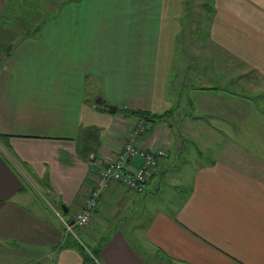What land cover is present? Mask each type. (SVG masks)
Returning a JSON list of instances; mask_svg holds the SVG:
<instances>
[{"label":"crops","instance_id":"obj_1","mask_svg":"<svg viewBox=\"0 0 264 264\" xmlns=\"http://www.w3.org/2000/svg\"><path fill=\"white\" fill-rule=\"evenodd\" d=\"M20 1L0 0V264H83L93 250L97 264H264V144L226 118L205 117L221 121L233 144L224 148L209 127L210 143L195 156L183 155L164 123L139 135V148L168 153L146 192L110 184L90 225L74 227L87 249L66 234L50 205L74 223L134 130L125 111L161 115L177 105L178 113L170 78L186 5L63 0L59 17L22 31L10 15ZM203 6L224 48L253 56L264 73V0Z\"/></svg>","mask_w":264,"mask_h":264},{"label":"rangeland","instance_id":"obj_2","mask_svg":"<svg viewBox=\"0 0 264 264\" xmlns=\"http://www.w3.org/2000/svg\"><path fill=\"white\" fill-rule=\"evenodd\" d=\"M62 1L21 0L19 6L13 9L15 13L11 10L10 15L20 20L16 24L22 31L29 28L39 31L49 19L60 16L58 8ZM206 1L209 0H185L186 8L181 21L184 31L177 41L178 59L170 78V91L179 100V111L175 115L176 105L169 110L172 114L168 119L161 122L169 125L172 132L177 134L176 144L188 149L183 152L186 157L197 155L210 143L209 127L215 131L218 140H223L224 148L228 149V144H233L235 140L231 138L229 142L221 137L225 134L221 121L208 125L206 116L226 118L231 127L249 132L247 136L253 143L264 144V73L257 72L250 63L253 56L246 57L237 50H227L221 35L211 33V10L203 6ZM32 21L35 23L30 24ZM7 24H11V21H7ZM196 30V35L191 34ZM14 31L17 32L16 29ZM262 59L264 56H261ZM201 87L218 89L210 93L198 90ZM191 116H201L204 120L195 122ZM135 120L134 130L127 138L138 129L135 138L137 145L138 136L150 131L157 123L152 124L144 117H135Z\"/></svg>","mask_w":264,"mask_h":264},{"label":"built area","instance_id":"obj_3","mask_svg":"<svg viewBox=\"0 0 264 264\" xmlns=\"http://www.w3.org/2000/svg\"><path fill=\"white\" fill-rule=\"evenodd\" d=\"M136 129L125 141L123 150L107 165L97 173L95 184L89 189L87 194L83 197L84 206L82 209L74 214V223L67 218L64 213L56 207L50 205L51 209L63 223L66 234L73 235L83 247L87 246L83 239L77 234L74 227L83 231L93 218L94 212L97 209L99 202L106 190V188L113 183H120L127 191L136 194H144L146 192V185L148 184L153 170L159 164V160L168 156L166 150H143L136 145ZM140 156L144 158V164L141 168L130 166V160ZM40 197L46 199L45 193L37 190Z\"/></svg>","mask_w":264,"mask_h":264},{"label":"trees","instance_id":"obj_4","mask_svg":"<svg viewBox=\"0 0 264 264\" xmlns=\"http://www.w3.org/2000/svg\"><path fill=\"white\" fill-rule=\"evenodd\" d=\"M6 49H7V52H9L10 51L9 49H11V47L9 46ZM216 89H218V88H210V87L206 88L205 87V88H200L198 90H201V91H215ZM125 114L127 116H131V117H144V118H147L150 122H152V124H156V123H159V122H163L164 120H167L169 115H171L172 113L169 111L168 113H165L163 115L156 116V115H151L150 113H147V112L127 110V111H125ZM83 264H97L95 259H94V251H93L92 255H89V254L85 255V259H84V263Z\"/></svg>","mask_w":264,"mask_h":264},{"label":"water","instance_id":"obj_5","mask_svg":"<svg viewBox=\"0 0 264 264\" xmlns=\"http://www.w3.org/2000/svg\"><path fill=\"white\" fill-rule=\"evenodd\" d=\"M97 102L102 104L101 99H99ZM107 108H108V112L111 114H114L117 112V107L114 105L109 104V105H107ZM144 161H145L144 158H142L140 156H135L132 158V163L136 168H141L144 164Z\"/></svg>","mask_w":264,"mask_h":264}]
</instances>
